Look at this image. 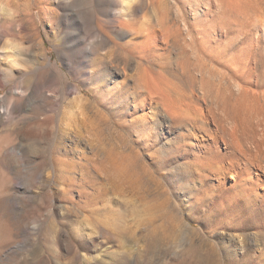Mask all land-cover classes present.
Listing matches in <instances>:
<instances>
[{"label": "rangeland", "instance_id": "1", "mask_svg": "<svg viewBox=\"0 0 264 264\" xmlns=\"http://www.w3.org/2000/svg\"><path fill=\"white\" fill-rule=\"evenodd\" d=\"M126 1L79 0L75 8L63 11V0H42L28 16L33 0H0V10L13 9L2 12L0 23L6 26L0 32V84L4 86L0 88V264H252L254 246L248 225L239 231L226 229L231 218L217 213L214 203L218 178L211 174L202 180L191 165L202 150L198 142L208 143L206 133L195 131L186 142L189 146L178 151L177 141L189 128L186 122L178 123L149 105L144 113H134L133 105L120 99L109 109L100 107L109 118L103 135L92 134L89 124L78 125L77 140L73 138L79 149L70 151L65 139L70 152L64 150L60 119L66 104L80 96L75 91L84 87L88 61L93 59L81 49L92 44L95 55L107 52L109 46L99 39L114 38L111 20L123 17ZM150 6L138 16L145 12L150 16ZM143 19L140 22L147 23ZM154 42L155 47L145 53L147 64L153 71L163 69L166 74L157 83L170 92L174 76L180 74L174 64L176 53L166 58L160 50L162 41ZM109 66L104 64L99 74L108 71L110 85L121 79L131 85L127 74L111 77ZM258 72L264 82V59ZM184 73L182 79L190 84L188 71ZM227 79L244 84L239 77ZM24 84L53 94L58 102L54 112L46 113L47 105L34 100L22 108L8 105L11 88ZM244 105L230 119L236 136L250 133L254 123ZM69 109L81 111L74 103ZM145 114L151 116L146 132L154 136L155 151L140 145L136 131L117 125L118 118L130 123ZM70 124L74 127V122ZM207 127L218 130L212 120ZM111 136L115 143L120 138L125 141L132 152L122 165L131 167L132 180L122 176L120 166L111 168ZM224 182L230 185L232 177L228 175ZM241 232L247 236L244 247L238 245Z\"/></svg>", "mask_w": 264, "mask_h": 264}, {"label": "bare ground", "instance_id": "2", "mask_svg": "<svg viewBox=\"0 0 264 264\" xmlns=\"http://www.w3.org/2000/svg\"><path fill=\"white\" fill-rule=\"evenodd\" d=\"M41 1L30 2L26 15L31 16L34 9H39ZM78 1L63 0L62 10L75 8ZM172 2L173 5L170 0H127L124 2L125 9L120 14L123 17L111 20L115 39L109 36L99 39L101 45L109 46L107 52L95 55L92 44L81 49L82 53H89L93 59L88 61L84 87L75 91L80 96L64 107L58 133L64 137L65 152V139L69 143L70 151L79 149L80 143L75 141L79 134L78 125L89 124L92 134L103 135L104 129L109 125V118L101 112L100 107L102 110L109 109L108 106L120 99L132 104L134 113L138 110L144 113L149 105L156 110L161 108L173 120H178V123L186 122L189 128L187 127V132L177 141L175 149L178 151L189 146L186 142L194 137L195 131L206 133L208 143L198 142V147L202 150L194 155L191 165L202 180L211 174L218 178L215 187L217 199L214 201L217 205L216 212L231 218L226 229L236 228L239 231L242 225H248L254 246L252 264H264V82L260 73H257L264 59V0ZM149 5L152 6L150 16L147 12L142 17L138 16ZM172 7L175 8L174 20L171 19ZM12 10H0V23L2 12L8 13ZM143 18L148 20L147 23L140 22ZM5 28L4 24H0V32ZM157 40L162 41L160 50L166 58L171 52L176 53L174 64L180 68V74L176 73L174 76L175 83L171 81L172 78L170 80L173 82L170 92L157 83L166 74L162 72L163 69L156 71V68L153 71L152 65L147 64L148 56L145 53L155 47L154 41ZM150 41L154 42V46ZM104 64L110 65L111 77L121 76L119 73L127 74L131 85L127 79L110 85L106 79L110 73L105 71L99 74ZM214 64L228 71V75L226 72L212 70L211 65ZM184 71H188L190 84L181 77ZM226 75L232 79L239 77L244 84L230 82ZM244 78L247 79L245 82ZM0 88L4 89V86L0 84ZM11 90L14 92L9 98L6 97V101L8 105L17 108H22L25 103L34 100L47 105V113L54 112L53 107L58 104L53 94L47 95L43 90L33 89L28 84L16 85ZM36 91H39L38 94L33 95ZM71 94L70 91L69 95ZM72 103L81 111H70ZM241 104H245L246 112L249 109L248 114L252 115L254 123L250 133L236 136V126L230 123V119L237 114V107ZM177 111L183 116H177ZM113 117L115 116L111 113V118ZM150 117L141 115L130 123H125L121 117L116 122L117 125L136 131V136L142 141L140 145L144 144L149 151H155L154 136L146 132ZM63 119L68 120V123H63ZM209 120L214 122L219 132L208 129ZM73 122L74 127L71 128L70 123ZM138 125H142V129ZM144 136L147 137V142ZM112 138L111 136V147L108 148L111 151V168L120 166L122 176L132 180L134 176L131 167L122 166L131 158L132 152L121 138L116 140L119 143H115ZM149 139L151 142H148ZM220 145L224 146V151H221ZM228 175L232 177L230 185L224 182ZM238 237V245L246 246V233L241 232ZM229 246L231 245H227Z\"/></svg>", "mask_w": 264, "mask_h": 264}]
</instances>
